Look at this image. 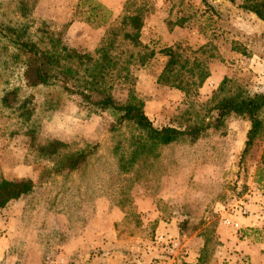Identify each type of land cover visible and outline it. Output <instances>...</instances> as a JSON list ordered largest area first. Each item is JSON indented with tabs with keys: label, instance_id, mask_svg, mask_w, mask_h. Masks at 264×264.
Returning <instances> with one entry per match:
<instances>
[{
	"label": "rangeland",
	"instance_id": "1",
	"mask_svg": "<svg viewBox=\"0 0 264 264\" xmlns=\"http://www.w3.org/2000/svg\"><path fill=\"white\" fill-rule=\"evenodd\" d=\"M76 1L0 0V27L15 28L42 49L65 46L93 55L108 25L70 21ZM98 1L112 12L109 25L141 7L139 39L154 51L145 64L130 62L111 73L112 96L120 103L143 101L157 127L210 125L194 142L180 138L160 147L152 167L137 163L123 172L117 158L126 150L122 137L129 131H110L108 113L67 92L60 81L28 86V56L0 37V177L35 183L31 193L0 211V248L10 244L0 264L7 258L20 264H184L188 239L195 247L197 242L198 255L205 243L208 264H264V126L241 158L246 136L240 138L230 125L244 131L239 123L247 122L250 129V121L230 114L214 127L213 109L239 88L264 94V22L240 8L241 0ZM234 40L252 53L232 50ZM171 46L207 67L209 76L200 87L186 93L157 82L167 59L162 50ZM13 89L18 99L28 100V122L2 102ZM13 97L8 96L12 103ZM258 117L264 122V110ZM30 129L36 143L58 139L69 144L65 154L94 147L80 169L56 173L61 155L50 160L34 155ZM138 198L153 210L152 217L139 211ZM250 215L258 216L259 225L223 224L224 218ZM160 222L175 232L156 231ZM222 228L223 235L218 234ZM97 232L105 234L103 249ZM232 238H240L241 245L228 243ZM170 241L177 243L172 252Z\"/></svg>",
	"mask_w": 264,
	"mask_h": 264
},
{
	"label": "trees",
	"instance_id": "2",
	"mask_svg": "<svg viewBox=\"0 0 264 264\" xmlns=\"http://www.w3.org/2000/svg\"><path fill=\"white\" fill-rule=\"evenodd\" d=\"M202 1L205 2V0ZM238 6L264 22V0H241ZM111 17V10L98 0H77L74 9L70 12V21H82L93 27L108 25L93 55L78 53L65 46L52 47L50 50L42 49L35 42L26 39L21 32L10 27L1 26L0 37L7 39L16 50L28 56L24 72L28 86L60 81L67 92L77 94L93 109L106 111L111 118L110 131L119 133L124 129L129 131L127 136L122 137V140L127 143L126 150L119 151L117 158L119 170L128 172L137 163L152 167L153 161L159 156L160 147L180 138L194 142L205 133L210 124L198 122L182 126L157 127L145 114L143 101L120 103L112 96L108 82L111 73L120 70L130 62L145 64L153 58L154 51L149 50L139 39L144 19L141 7L124 14L115 25L108 24ZM261 36H264V30ZM231 45L232 50L243 55L252 53L246 46L235 40ZM162 52L167 59L157 77L159 84L176 87L188 93L200 87L209 76L207 67L199 58L185 56L173 46L166 47ZM15 92L14 89L6 92L2 96V102L8 107L19 110L22 120L28 122L32 114V110L26 105L28 100L18 99ZM10 94L14 95L13 103L8 99ZM213 109L215 110L214 127L222 125L224 119L230 114L250 121L251 126L246 133L242 158L264 126V122L258 117V113L264 110V94H249L245 89L239 88L221 98ZM27 133L31 139L30 146L37 157L50 160L61 155L60 159L55 161L53 168L56 173H61L65 169L68 171L80 169L94 147L87 144L65 154L63 150L69 144L58 139L36 143L34 130L30 129ZM34 187L35 183L31 178L0 177V211L10 202L31 193ZM179 225L182 228L183 224ZM180 233H183L182 230ZM205 234L200 236L205 237ZM206 257L204 243L194 264H208Z\"/></svg>",
	"mask_w": 264,
	"mask_h": 264
},
{
	"label": "crops",
	"instance_id": "3",
	"mask_svg": "<svg viewBox=\"0 0 264 264\" xmlns=\"http://www.w3.org/2000/svg\"><path fill=\"white\" fill-rule=\"evenodd\" d=\"M241 122L242 123H239V124H242L243 125L244 131H243V128L242 129L241 128H237V126H232V124L230 125V127H233L234 129H238L237 132L240 134V138L241 137L244 138L246 136V132L249 129V126H248V123L247 122H243V121H241ZM238 149H241V147H239ZM142 199L143 198L135 199V204L137 205L139 211L140 210L143 211V212L145 211L147 216L152 217L153 210L150 207L147 208V205H145V204H142L141 205ZM146 204H148V206H149L150 205V202L149 201H146ZM149 210L150 211L152 210V213H150ZM114 211H116V210H114ZM257 217H258L257 215H255V216L250 215V216H243V217H240V218H237V219H234V220L235 221L238 220L237 222L240 223L244 229H248L249 227H254L255 225H259V222H257ZM170 224H171V222H170ZM165 227H167V228H165ZM156 231L162 232V234H165L166 235V233H163V231H167V232L168 231H172L173 232L174 229L171 228V225H169V224L166 225L165 222H160V223H158V225L156 227ZM224 231H225L224 228H222V230L218 229L216 232L218 234L223 235V232ZM108 233H109V235H111V233H112L113 236H114V238H116V236H117V233L114 232V230H112V232L109 230ZM96 237H97V241L98 242L99 241L101 242V243L97 244L98 247L101 246L102 249H103L104 246H105V240H104L105 239V234H103V232H97L96 233ZM237 241L239 243H237ZM240 242H242L240 240V238L239 239L232 238L230 241H228V243H232L233 245H236V243L239 244V245H241ZM188 244H190V245H189V247H187L188 248V252H186L187 253V256L184 257V262H185L184 264H194L196 262V260H197V256H198L197 251L199 249V246L197 245V242H196V247H195L194 246L195 244L193 245L192 242H190V239L187 240V245ZM7 247L9 248L10 247V244H6L4 246H1V248H0V251H1L0 258L1 259L5 257L4 252H6ZM6 261H8L9 263L6 262ZM6 261H5L6 264H15V262H16V264H18V263L20 264V262H22V261H19L18 259L8 260V258H7ZM2 262H4V261H2ZM172 262H173V260H172Z\"/></svg>",
	"mask_w": 264,
	"mask_h": 264
},
{
	"label": "built area",
	"instance_id": "4",
	"mask_svg": "<svg viewBox=\"0 0 264 264\" xmlns=\"http://www.w3.org/2000/svg\"><path fill=\"white\" fill-rule=\"evenodd\" d=\"M239 213L242 214V215H245L247 213L246 208L243 207V206H240L239 207ZM223 224L226 225V226L233 227V228H238L239 227V223L237 221H234L231 218H224ZM159 240H163L162 236H159ZM168 244H167L168 245L167 250L170 251V252H172L173 249H175V247L177 246L176 245L177 243L173 242V241L168 242Z\"/></svg>",
	"mask_w": 264,
	"mask_h": 264
}]
</instances>
